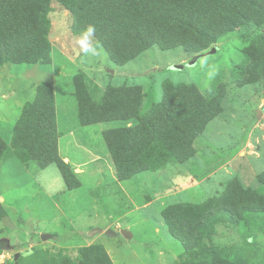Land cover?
Returning <instances> with one entry per match:
<instances>
[{
    "label": "rangeland",
    "instance_id": "rangeland-1",
    "mask_svg": "<svg viewBox=\"0 0 264 264\" xmlns=\"http://www.w3.org/2000/svg\"><path fill=\"white\" fill-rule=\"evenodd\" d=\"M52 7V63L0 67V135L11 143L15 124L23 108L34 100L36 86L52 82L59 155L70 159L72 169L80 165L87 173L78 176L82 186L69 191L56 165L42 170L34 162L24 164L16 158L0 163V201L8 212V219L0 222V255L10 254L5 260L8 264L33 249L74 251L100 244L115 252L124 264H172L184 257L185 251L165 224L162 212L167 206L218 197L233 179L251 189L260 187L257 176L264 171V83H246L238 67L245 61L243 49L253 37L264 35V27L233 32L202 54L155 46L135 61L117 66L102 48H95L92 36L73 33V17L67 10L56 2ZM80 73L85 74L90 87L141 86L146 95L143 114L161 101L166 79L174 84H194L210 97L219 76V91L224 92L222 110L196 140L197 153L190 161L115 182L110 156L112 166L96 156L109 154L103 132L124 125H80L73 84ZM121 192L123 200L118 197L124 195ZM150 201L155 202L145 208ZM251 226L254 239L219 227L215 243L226 247L236 244L249 264H263L264 216L251 219ZM123 230L133 237L125 238ZM108 231L116 235L109 236ZM42 235L49 238L43 240Z\"/></svg>",
    "mask_w": 264,
    "mask_h": 264
},
{
    "label": "trees",
    "instance_id": "trees-1",
    "mask_svg": "<svg viewBox=\"0 0 264 264\" xmlns=\"http://www.w3.org/2000/svg\"><path fill=\"white\" fill-rule=\"evenodd\" d=\"M53 2L72 15L73 33L92 36L95 48H102L117 66L135 61L155 46L202 54L233 32L264 27V0H0V67L52 63L49 16ZM242 52L245 61L238 74L248 84L264 83V35L253 37ZM73 84L80 125H124L103 132L118 182L194 158L195 142L221 113L224 94L219 91V76L210 97L194 84L166 79L161 101L143 114L146 95L141 86L90 87L83 73L73 78ZM11 158L34 162L42 170L56 165L67 190L82 186L78 174L59 155L52 82L37 86L34 100L15 124L11 143L0 135V163ZM257 180L258 189L233 179L218 197L167 206L162 212L165 224L185 251L172 264H249L238 245L218 246L215 239L219 227L254 239L251 219L264 216V171ZM7 219L0 201V222ZM8 264L114 262L103 245L94 244L74 251L33 249Z\"/></svg>",
    "mask_w": 264,
    "mask_h": 264
},
{
    "label": "crops",
    "instance_id": "crops-1",
    "mask_svg": "<svg viewBox=\"0 0 264 264\" xmlns=\"http://www.w3.org/2000/svg\"><path fill=\"white\" fill-rule=\"evenodd\" d=\"M36 89H37V86H36ZM36 89H35V90H36ZM55 105H56V95H55ZM56 118H57V127H58V116H57V112H56ZM60 136H61V134H60ZM108 156H110V155L108 154V155H106V156H99V157L96 156V159H98V160L101 161V160L104 158L106 164H107V165L110 164V166H112L111 163L109 162V157H108ZM110 158H111V157H110ZM63 159H64L67 163H70V159H69L68 157H64ZM111 160H112V159H111ZM112 164H113V162H112ZM113 166H114V165H113ZM74 170L78 173V176H81V175L87 173V172H85V171L83 170V168H82L80 165L76 166V168H74ZM115 174H116V171H115ZM113 180H114L115 182H118V180H117V176L114 177ZM121 193H122V192H121ZM122 194H124V193H122ZM124 196H125V194H124V195H118V197H119L120 199H122V200H123V198H125ZM154 202H155V201H150V202L146 203L145 208H149V207H151V206L154 204ZM123 231H126V230H123ZM157 231H159V230L157 229ZM159 233H160V232H159ZM132 237H133V234L130 233V238H132ZM130 238H129V239H130ZM105 249H106V248H105ZM106 250H107V249H106ZM107 252H108L109 256L111 257L112 261L114 262V264H124L123 262H121V261L118 259V257H117V255H116L115 252H110V251H108V250H107Z\"/></svg>",
    "mask_w": 264,
    "mask_h": 264
},
{
    "label": "water",
    "instance_id": "water-1",
    "mask_svg": "<svg viewBox=\"0 0 264 264\" xmlns=\"http://www.w3.org/2000/svg\"><path fill=\"white\" fill-rule=\"evenodd\" d=\"M213 52H215V49H213ZM210 54V53H209ZM258 117H260V113L258 114ZM95 232V231H94ZM93 234V233H92ZM91 234V235H92ZM121 234L125 237V238H130V232H128V231H122L121 232ZM107 235H109V236H115L116 234L114 233V232H112V231H108L107 232ZM43 240H47L48 238H49V236L48 235H42V237H41ZM6 244H9V242H8V240H3ZM18 256V255H17Z\"/></svg>",
    "mask_w": 264,
    "mask_h": 264
},
{
    "label": "built area",
    "instance_id": "built-area-1",
    "mask_svg": "<svg viewBox=\"0 0 264 264\" xmlns=\"http://www.w3.org/2000/svg\"><path fill=\"white\" fill-rule=\"evenodd\" d=\"M9 260L10 259V254H7V255H0V264H5V260Z\"/></svg>",
    "mask_w": 264,
    "mask_h": 264
},
{
    "label": "clouds",
    "instance_id": "clouds-1",
    "mask_svg": "<svg viewBox=\"0 0 264 264\" xmlns=\"http://www.w3.org/2000/svg\"><path fill=\"white\" fill-rule=\"evenodd\" d=\"M89 31H91V29H89Z\"/></svg>",
    "mask_w": 264,
    "mask_h": 264
}]
</instances>
